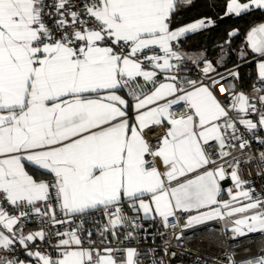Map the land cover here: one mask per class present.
Here are the masks:
<instances>
[{"label": "snow or ice", "instance_id": "6c2138e0", "mask_svg": "<svg viewBox=\"0 0 264 264\" xmlns=\"http://www.w3.org/2000/svg\"><path fill=\"white\" fill-rule=\"evenodd\" d=\"M252 10L264 0H226L225 16ZM178 11V0H0V264H141L137 247L114 245L148 239L144 221L179 227L177 241L209 221L228 241L264 235V188L241 175L264 147V23L238 50L230 31L215 59L184 47L215 21L177 27ZM241 64L253 65L251 92ZM221 249L213 264H264V245Z\"/></svg>", "mask_w": 264, "mask_h": 264}, {"label": "built area", "instance_id": "2783aa9c", "mask_svg": "<svg viewBox=\"0 0 264 264\" xmlns=\"http://www.w3.org/2000/svg\"><path fill=\"white\" fill-rule=\"evenodd\" d=\"M223 86L225 89H228L227 83H224ZM217 95L223 100L226 93L221 94L217 87ZM174 111L181 112L183 108H174ZM162 131V129H157L150 133L149 136L155 140ZM262 151H264V147L254 143L252 153L249 154L254 155V159L249 163L247 162V157H245L246 163L242 165L241 171V175L258 192L264 188V174H262L264 172V161H261L259 157V152ZM231 185L232 182L228 186H225V188ZM235 191L236 189L233 187V192ZM143 223L148 228V239L145 240L144 233L141 232L138 241L125 243L124 245H114L116 247H137L141 251V264H148L145 257L149 256V252L147 251L149 248L152 249V264H213L222 255V242L225 246L231 244L233 248H239L241 243H243L255 251H259L260 247L264 245V235L260 234H252L247 239L242 238L235 242L228 241L221 231V223L217 221H209L185 230L183 239L179 241L175 239V236L180 232L179 227L165 228L161 226L159 220L155 223L151 221H144ZM38 226L39 221L37 219H31L27 222L28 231H34Z\"/></svg>", "mask_w": 264, "mask_h": 264}, {"label": "trees", "instance_id": "16d2710c", "mask_svg": "<svg viewBox=\"0 0 264 264\" xmlns=\"http://www.w3.org/2000/svg\"><path fill=\"white\" fill-rule=\"evenodd\" d=\"M180 11L176 14L174 26L186 25L200 18H211L215 25L206 30H201L186 37L184 47L190 50L207 49L209 54L219 59L221 53L218 45L223 44L228 39V33L233 29H239V35L232 38V49L238 50L244 43L246 32L255 24L264 21L263 10H252L250 14L225 16L226 0H192L191 4L179 3ZM227 66L239 63L236 52H229ZM220 70H223L221 68ZM240 73L242 80L240 87L251 92V85L255 81L254 69L251 64H241ZM251 75V79L249 76Z\"/></svg>", "mask_w": 264, "mask_h": 264}, {"label": "crops", "instance_id": "0c3cea01", "mask_svg": "<svg viewBox=\"0 0 264 264\" xmlns=\"http://www.w3.org/2000/svg\"><path fill=\"white\" fill-rule=\"evenodd\" d=\"M180 2H183V3L187 4V3L185 2V0H178V3H180ZM263 11H264V10H263ZM260 23H264V21H263V22H260ZM260 23H257V24H255V25H258V24H260ZM255 25H254V26H255ZM188 35H189V34H188ZM230 183H231L230 180H226V181L223 182V186H224V187H225V186H228ZM222 199L227 200V199H229V197H228L227 195H223V196H222Z\"/></svg>", "mask_w": 264, "mask_h": 264}, {"label": "water", "instance_id": "95a60500", "mask_svg": "<svg viewBox=\"0 0 264 264\" xmlns=\"http://www.w3.org/2000/svg\"><path fill=\"white\" fill-rule=\"evenodd\" d=\"M228 58H229V54L227 56H225V61H227Z\"/></svg>", "mask_w": 264, "mask_h": 264}]
</instances>
